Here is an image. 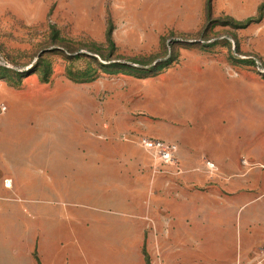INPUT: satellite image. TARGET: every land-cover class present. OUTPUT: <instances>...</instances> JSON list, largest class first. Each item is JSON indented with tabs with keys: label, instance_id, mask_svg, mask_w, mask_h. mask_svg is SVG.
Listing matches in <instances>:
<instances>
[{
	"label": "crops",
	"instance_id": "1",
	"mask_svg": "<svg viewBox=\"0 0 264 264\" xmlns=\"http://www.w3.org/2000/svg\"><path fill=\"white\" fill-rule=\"evenodd\" d=\"M167 71L133 82L130 105L93 110L122 123L99 130L95 145L90 106H26L44 118L28 130L2 118L0 264H101L104 248L113 264H202L205 248L215 264H232L264 243V89L239 73L258 104L215 106L200 122L184 110L189 86L171 110L166 100L163 113L152 106ZM143 137L176 144L173 163L157 161ZM38 142L70 151L45 154Z\"/></svg>",
	"mask_w": 264,
	"mask_h": 264
},
{
	"label": "rangeland",
	"instance_id": "2",
	"mask_svg": "<svg viewBox=\"0 0 264 264\" xmlns=\"http://www.w3.org/2000/svg\"><path fill=\"white\" fill-rule=\"evenodd\" d=\"M166 71L152 103L161 113L165 100L170 110L185 101L186 86L196 94L184 110L188 105L200 122L215 106L244 104L245 97L258 104L260 94L250 95L237 77L245 73L264 89V0H0V102L8 105L2 118L9 113L27 130L44 118L26 106H90L95 145L99 130L122 123L110 113L98 121L93 110L130 105L139 98L133 82ZM228 87L233 94L207 91ZM38 143L45 154L70 151ZM205 252L202 264H215ZM255 254L236 256L232 264H255ZM115 259L104 248L101 264Z\"/></svg>",
	"mask_w": 264,
	"mask_h": 264
},
{
	"label": "built area",
	"instance_id": "3",
	"mask_svg": "<svg viewBox=\"0 0 264 264\" xmlns=\"http://www.w3.org/2000/svg\"><path fill=\"white\" fill-rule=\"evenodd\" d=\"M8 111V105L5 102H0V122L3 115ZM141 144L144 149L149 152L153 157L161 162L164 166L170 165L175 159V153L177 151V145L168 143L157 138L143 137ZM209 166H213L212 163H208ZM11 181L6 180L5 186L10 187ZM255 264H264V243L256 250Z\"/></svg>",
	"mask_w": 264,
	"mask_h": 264
}]
</instances>
